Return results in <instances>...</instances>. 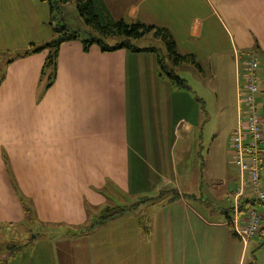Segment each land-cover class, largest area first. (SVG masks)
Wrapping results in <instances>:
<instances>
[{"label":"crops","instance_id":"obj_1","mask_svg":"<svg viewBox=\"0 0 264 264\" xmlns=\"http://www.w3.org/2000/svg\"><path fill=\"white\" fill-rule=\"evenodd\" d=\"M103 2L115 20L168 28L178 51L193 54L197 64L174 67L157 38L137 45L158 49L166 67L180 78L178 70L202 69V54L210 45L208 54L218 55L215 64H229L235 72L234 133L245 119L240 101L245 95V61L257 53L260 69L264 66V0ZM223 36L227 46H211L223 42ZM46 38H34L29 45L42 46ZM85 38L61 45L50 87L42 73L48 49L32 52L28 45L4 66L0 224L39 223L59 237L44 254L41 243L30 242L27 247H35L31 258L16 255L11 264H243L258 235L243 244L229 224L240 184L233 134L228 156L235 174L207 182L205 162L197 154L198 133L206 120L198 102H192L190 86H178L163 72L158 51H103L98 44L85 51ZM228 56L229 63L224 61ZM261 87L258 102L264 98V83ZM260 106L264 119V103ZM262 148L264 178V144ZM160 195L183 210L156 212L163 204L156 205V199L144 202ZM128 200L136 211L141 206L146 210L130 212L94 232L78 231L106 205ZM25 203L33 216L25 211ZM263 229L264 224L259 235Z\"/></svg>","mask_w":264,"mask_h":264},{"label":"rangeland","instance_id":"obj_2","mask_svg":"<svg viewBox=\"0 0 264 264\" xmlns=\"http://www.w3.org/2000/svg\"><path fill=\"white\" fill-rule=\"evenodd\" d=\"M56 6H58L56 13L52 16L50 5L44 0H0V63L2 62L0 64V77L3 75L5 69L4 60L11 57L13 58V56L24 52L30 41L34 38L39 39V37L42 36L47 37L48 43L54 40L56 35L53 31V26H58L60 23L67 24L73 29L80 31L83 36L90 35L89 30L93 31V29L87 27L84 20L79 16L75 0L67 4L57 3ZM51 23H53V26ZM148 35H146L148 37L145 36V38H141L136 43L144 41L143 45H146V42L156 38L153 33ZM222 38L223 42L211 44V46H227L226 42L228 39L226 40L225 36ZM109 41L113 43L114 38L109 39ZM150 43L151 45L155 44L153 41ZM31 44L29 45L30 47ZM159 44H161V42ZM164 50H166L165 47ZM204 51H206V54H202V56H204V58H201L202 69L199 67H188L178 71L179 74L187 80L191 88L190 94L193 100L192 102H198L197 106L203 113L204 120H206L205 126L202 124V128L198 133V142L200 144L197 154L201 162H205L203 178L206 179L207 182L212 183L216 179L220 180L223 178L227 180V174L228 176H233L235 174V171L232 169L233 165L229 163L228 150L229 143L231 144L233 130L237 126L238 121L237 99L235 96L236 76L235 72H232L229 64H227V66H218L215 64V62H219L217 61L218 55L208 54L210 45H208V48H205ZM165 52H167V50ZM224 61L229 63L231 61L230 57L228 56ZM259 77L261 83H264V66H262L259 71ZM258 103L261 105V108L264 103V98L260 99ZM191 115H193V112ZM207 188L208 187H206V189ZM158 197H156V200ZM164 200L161 203H156V205L163 204L161 207L157 206L156 212H158V210H163V212L177 209L183 210L177 207V205L173 207L170 206L174 202L169 203L165 198ZM126 203L129 205L132 204L130 200ZM256 206L258 209L264 210L263 205ZM138 210L139 211H136L133 208L131 213L136 214L144 212L146 208L145 206H141ZM231 219L229 220L230 225L232 224ZM29 224L30 225L22 222L0 224V264H11L13 260V257L8 256L10 251L8 248L14 249V246L35 241L34 243H37L36 246H39L38 244L41 243L39 248L43 250L40 253L44 254L45 250L50 247L53 242V238H59L54 237L56 234L50 232L51 228L40 226L39 223L30 222ZM79 229L80 228H78V230ZM97 229L98 228H95L90 232H94ZM27 246L28 245L24 246L23 250H21L22 252L20 251L17 254V259L23 258V260H28L31 258V254H33L32 250L35 247L31 245L29 248ZM243 264H264V232L252 239L250 247H248V250L244 253Z\"/></svg>","mask_w":264,"mask_h":264},{"label":"trees","instance_id":"obj_3","mask_svg":"<svg viewBox=\"0 0 264 264\" xmlns=\"http://www.w3.org/2000/svg\"><path fill=\"white\" fill-rule=\"evenodd\" d=\"M49 3L52 16L56 13L57 3L67 4L72 0H44ZM76 8L79 16L84 20L87 27L93 29L89 36H85L83 39L84 50L88 51L93 44H98L103 51H114L120 48H127L131 50H150L158 51L155 47H150L146 49H140L136 43L137 40L145 37L148 34L153 33L154 36L161 40L167 50L166 59L169 58L173 62L174 67L181 66L185 63L197 64L196 58L193 54L183 55L178 51L177 43L171 33V31L166 27H160L153 24H146L141 21L128 23L124 19L115 20L112 18L110 13L107 10V7L103 0H75ZM53 26V23H51ZM53 31L56 35V38L49 43H46L42 46H36L34 43L31 44L32 52H40L45 49H48L49 54L46 59V63L43 69V75L48 76L47 87H50L57 74V61L59 57V52L61 45L70 40L79 39L83 37L80 31L73 29L67 24L60 23L58 26H53ZM116 38L117 40L113 43L109 39ZM28 52V50H27ZM159 52V51H158ZM257 54V53H256ZM159 55V64L163 72L178 86L182 88H189L188 83L183 78H180L172 69H168L165 65V58L162 53ZM258 55V54H257ZM259 58V56H258ZM12 61V57L5 59L4 63L8 64ZM2 63V62H1ZM0 63V64H1ZM3 76V75H2ZM2 76L0 77V84L2 82ZM263 164L261 168L263 170ZM264 179V178H263ZM160 195L157 199V202L163 201L164 196ZM162 198V199H161ZM156 198H148L146 201H152ZM247 199V200H246ZM171 200H174L172 198ZM243 207L247 208L252 205L254 201L245 197L242 200ZM256 205H261L257 204ZM264 206V205H263ZM135 208V204H116V205H106L103 209L100 210L97 215L92 218L87 225L80 228V230L87 232L94 230L100 226L107 224L108 222L125 216L129 214L131 210ZM25 211L33 216V209L30 205L25 203ZM233 212V211H232ZM263 228V227H262ZM78 230V231H80ZM262 230V229H261ZM77 232V231H76ZM30 243V242H29ZM14 246V249H10L8 256H16L24 246L29 244Z\"/></svg>","mask_w":264,"mask_h":264},{"label":"built area","instance_id":"obj_4","mask_svg":"<svg viewBox=\"0 0 264 264\" xmlns=\"http://www.w3.org/2000/svg\"><path fill=\"white\" fill-rule=\"evenodd\" d=\"M259 71L258 55L252 53L245 61V95L240 99L245 104V119L240 120L232 136L233 162L240 173V184L234 192L235 205L230 219L235 235L244 244L261 232L264 223V210L256 206V203L264 205L261 168L264 119L258 109V95L262 91ZM247 196L254 203L245 208L241 202Z\"/></svg>","mask_w":264,"mask_h":264}]
</instances>
